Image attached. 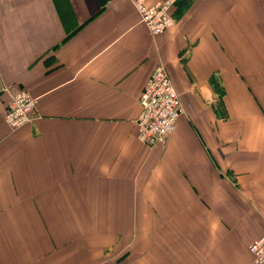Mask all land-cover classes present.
Segmentation results:
<instances>
[{"label":"crops","instance_id":"crops-1","mask_svg":"<svg viewBox=\"0 0 264 264\" xmlns=\"http://www.w3.org/2000/svg\"><path fill=\"white\" fill-rule=\"evenodd\" d=\"M131 3L0 0V264H254L264 0H177L155 36ZM157 63L182 112L149 147L136 119ZM4 87L36 97L31 122L8 127Z\"/></svg>","mask_w":264,"mask_h":264},{"label":"built area","instance_id":"built-area-1","mask_svg":"<svg viewBox=\"0 0 264 264\" xmlns=\"http://www.w3.org/2000/svg\"><path fill=\"white\" fill-rule=\"evenodd\" d=\"M130 1L136 8L140 21L145 24L151 35H158L171 27L173 19L169 11L177 0H157L150 4L145 0ZM2 90L9 96L4 112V120L8 127L15 129L31 122L36 109V97L27 89L11 92L4 87ZM178 95L165 67L162 63H157L145 81L138 99L141 107L136 119L135 138L138 141L149 147L165 141L182 112V103ZM248 250L254 264H264V233L251 241Z\"/></svg>","mask_w":264,"mask_h":264},{"label":"rangeland","instance_id":"rangeland-1","mask_svg":"<svg viewBox=\"0 0 264 264\" xmlns=\"http://www.w3.org/2000/svg\"><path fill=\"white\" fill-rule=\"evenodd\" d=\"M130 232L132 233L131 235H130ZM150 232V237H151V231H149ZM137 233V231H129V244H128V247L126 246V248L121 252L122 254H123V257L125 256V255H127L126 254V251H128L129 252V255H130V253H133V256L135 257L137 254H140L141 253V251H140V249H142V245H143V243H141V241H140V239H137V235H138V233ZM148 237V236H147ZM120 243V240H119V242H118V244ZM114 247L115 246H113L112 247V249H114ZM146 247H148L149 249L145 252V256H147V255H150L151 257H153V254H154V248H153V246H151V243L149 244V245H146ZM198 248H200V247H196V246H193V253H197L196 252V250L198 249ZM113 252V251H112ZM125 252V253H124ZM138 252H140V253H138ZM156 252L157 251H155V254H156ZM198 254V253H197ZM118 255H120V252H119V254ZM132 256V257H133ZM144 256V257H145ZM131 257V258H132ZM162 263L161 264H169V262L168 261H161ZM180 262L181 263H184L183 261H181L180 260ZM128 264H137L136 262H134V263H132L131 261H129V262H127ZM154 262L151 260V261H148V262H142V263H139V264H153ZM188 263V262H187ZM192 263H194L195 264V262H192Z\"/></svg>","mask_w":264,"mask_h":264}]
</instances>
